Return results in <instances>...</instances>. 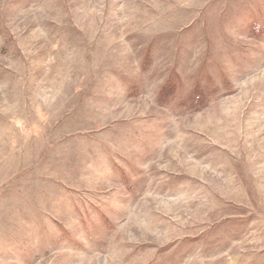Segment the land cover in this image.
Instances as JSON below:
<instances>
[{"label":"rangeland","instance_id":"374dc122","mask_svg":"<svg viewBox=\"0 0 264 264\" xmlns=\"http://www.w3.org/2000/svg\"><path fill=\"white\" fill-rule=\"evenodd\" d=\"M0 264H264V0H0Z\"/></svg>","mask_w":264,"mask_h":264}]
</instances>
